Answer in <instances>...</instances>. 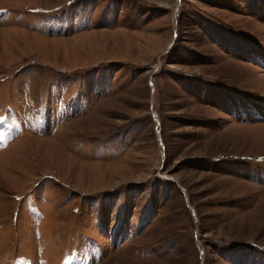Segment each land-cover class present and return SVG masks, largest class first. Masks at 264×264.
<instances>
[{"label": "rangeland", "instance_id": "374dc122", "mask_svg": "<svg viewBox=\"0 0 264 264\" xmlns=\"http://www.w3.org/2000/svg\"><path fill=\"white\" fill-rule=\"evenodd\" d=\"M0 264H264V0H0Z\"/></svg>", "mask_w": 264, "mask_h": 264}]
</instances>
